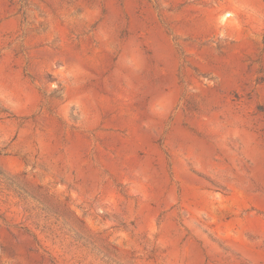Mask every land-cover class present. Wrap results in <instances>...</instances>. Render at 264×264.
Returning <instances> with one entry per match:
<instances>
[{
	"label": "rangeland",
	"instance_id": "374dc122",
	"mask_svg": "<svg viewBox=\"0 0 264 264\" xmlns=\"http://www.w3.org/2000/svg\"><path fill=\"white\" fill-rule=\"evenodd\" d=\"M0 264H264V0H0Z\"/></svg>",
	"mask_w": 264,
	"mask_h": 264
}]
</instances>
